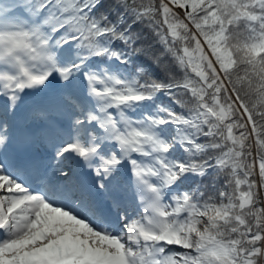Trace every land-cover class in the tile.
Wrapping results in <instances>:
<instances>
[{"label":"snow or ice","instance_id":"obj_1","mask_svg":"<svg viewBox=\"0 0 264 264\" xmlns=\"http://www.w3.org/2000/svg\"><path fill=\"white\" fill-rule=\"evenodd\" d=\"M0 264H264V0H0Z\"/></svg>","mask_w":264,"mask_h":264}]
</instances>
